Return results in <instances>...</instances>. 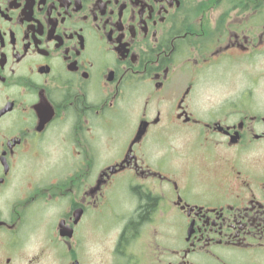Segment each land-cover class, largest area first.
Here are the masks:
<instances>
[{"label": "flooded vegetation", "instance_id": "af4514ba", "mask_svg": "<svg viewBox=\"0 0 264 264\" xmlns=\"http://www.w3.org/2000/svg\"><path fill=\"white\" fill-rule=\"evenodd\" d=\"M118 193L102 264L264 261V0H0V264H84Z\"/></svg>", "mask_w": 264, "mask_h": 264}, {"label": "rangeland", "instance_id": "374dc122", "mask_svg": "<svg viewBox=\"0 0 264 264\" xmlns=\"http://www.w3.org/2000/svg\"><path fill=\"white\" fill-rule=\"evenodd\" d=\"M121 198H122L121 193L114 195V198H113L115 206L114 205L112 206L111 211H110L111 216H109V219H108L110 220L113 217V224L110 226H108L107 224L102 226L103 228L100 229V231L97 232L96 234L91 233V238L89 239V242L87 244L89 245V247H91L90 257L92 259L93 264H102L103 260L106 257V253L114 244L115 236L117 235V232H118V227L116 225V217L118 218L119 216L122 215ZM122 202H124V200ZM109 224H110V221H109ZM105 232H108L107 234L108 236H106V238L104 237ZM138 249L141 252L142 245L139 244ZM104 250H106L107 252H105ZM90 257L88 253L85 254L83 258V263L85 264L86 262H90ZM262 257L264 258V256ZM260 264H264V261H262V263Z\"/></svg>", "mask_w": 264, "mask_h": 264}, {"label": "trees", "instance_id": "16d2710c", "mask_svg": "<svg viewBox=\"0 0 264 264\" xmlns=\"http://www.w3.org/2000/svg\"><path fill=\"white\" fill-rule=\"evenodd\" d=\"M151 207H152V204L151 203H148V205L145 206V209L143 211V214L146 215L150 211V208Z\"/></svg>", "mask_w": 264, "mask_h": 264}, {"label": "water", "instance_id": "95a60500", "mask_svg": "<svg viewBox=\"0 0 264 264\" xmlns=\"http://www.w3.org/2000/svg\"><path fill=\"white\" fill-rule=\"evenodd\" d=\"M62 234L66 235V232H62Z\"/></svg>", "mask_w": 264, "mask_h": 264}]
</instances>
